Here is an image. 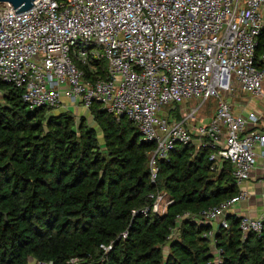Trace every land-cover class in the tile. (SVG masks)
I'll list each match as a JSON object with an SVG mask.
<instances>
[{
  "label": "built area",
  "instance_id": "2783aa9c",
  "mask_svg": "<svg viewBox=\"0 0 264 264\" xmlns=\"http://www.w3.org/2000/svg\"><path fill=\"white\" fill-rule=\"evenodd\" d=\"M263 27L264 0H35L22 12L0 2V82L20 89L30 109L89 110L98 102L126 116L155 145L152 181L157 158L177 143H193L211 148L212 171L229 162L238 185L260 160L264 183V112L235 113L229 101L243 93L264 102V50L255 55ZM73 57L87 68L103 59L107 74L85 78ZM210 97L216 99L210 118L190 120L197 109L182 103ZM149 197L155 213L169 203L162 193ZM247 197L240 189L202 210L201 220L213 226L208 235L226 228V215ZM239 229L262 234L264 208L240 215Z\"/></svg>",
  "mask_w": 264,
  "mask_h": 264
},
{
  "label": "trees",
  "instance_id": "16d2710c",
  "mask_svg": "<svg viewBox=\"0 0 264 264\" xmlns=\"http://www.w3.org/2000/svg\"><path fill=\"white\" fill-rule=\"evenodd\" d=\"M73 60L85 78L107 74L103 59ZM0 93V264H264V232L243 234L227 214L211 237L199 217L240 190L229 162L210 169L209 146L177 143L152 181L155 145L126 116L93 102L97 132L69 109L28 108L10 83ZM152 193L169 200L162 212Z\"/></svg>",
  "mask_w": 264,
  "mask_h": 264
},
{
  "label": "crops",
  "instance_id": "0c3cea01",
  "mask_svg": "<svg viewBox=\"0 0 264 264\" xmlns=\"http://www.w3.org/2000/svg\"><path fill=\"white\" fill-rule=\"evenodd\" d=\"M246 95L248 94L239 93L236 96L229 98V101L233 105V111L235 113L245 114L246 112L252 109V108H247L246 110L241 109V104L248 102V100L242 97V96L246 97ZM236 97L238 98L236 99ZM258 108H257L258 111L264 112L263 111L264 109L262 110L261 108L260 109ZM206 120H202V121L198 120L196 122H204ZM260 172H261L260 160H257L256 165L250 172L249 178L239 184V189L246 190L248 192V197L235 203L228 214H235L237 216L243 214L256 216L262 211V209L264 208V183L260 181Z\"/></svg>",
  "mask_w": 264,
  "mask_h": 264
},
{
  "label": "rangeland",
  "instance_id": "374dc122",
  "mask_svg": "<svg viewBox=\"0 0 264 264\" xmlns=\"http://www.w3.org/2000/svg\"><path fill=\"white\" fill-rule=\"evenodd\" d=\"M242 97H244V99L248 100V102L241 104V109H243V110H246L247 108L257 109L258 107H260L261 109H264V102H262V100L258 99L257 97L253 98L249 94L246 95V97L245 96H242ZM237 98L238 97H236V99ZM201 102H202L201 99L192 98V99H189L188 101L182 103V106L186 107L188 111L191 110L192 108L197 109L195 117L191 118L190 120H196V121L206 120L207 118H209L213 114L214 109H215L216 99L213 97H210L204 103L202 102L203 104ZM260 108H258V109H260ZM163 109L164 110L166 109L165 105L163 106ZM69 110L74 113L77 120L80 118V116H84L86 121L88 122V124L92 127H95L96 131L99 132L98 127L94 124L93 118L87 109H85L82 106H79L78 108L70 107ZM55 111L56 110H54L52 112H55ZM99 137H101L100 133H99ZM166 202H167L166 200H164L162 202L161 210H163L164 205H166Z\"/></svg>",
  "mask_w": 264,
  "mask_h": 264
},
{
  "label": "water",
  "instance_id": "95a60500",
  "mask_svg": "<svg viewBox=\"0 0 264 264\" xmlns=\"http://www.w3.org/2000/svg\"><path fill=\"white\" fill-rule=\"evenodd\" d=\"M35 0H0V2H6L8 3L13 9H15V12H22L29 9ZM44 130L47 131V127H44ZM227 218V217H226ZM219 228V226H217Z\"/></svg>",
  "mask_w": 264,
  "mask_h": 264
}]
</instances>
